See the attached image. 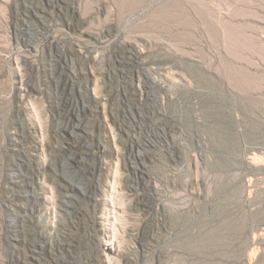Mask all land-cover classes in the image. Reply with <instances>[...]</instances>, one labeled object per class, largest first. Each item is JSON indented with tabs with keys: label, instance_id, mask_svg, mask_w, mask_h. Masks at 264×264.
<instances>
[{
	"label": "rangeland",
	"instance_id": "374dc122",
	"mask_svg": "<svg viewBox=\"0 0 264 264\" xmlns=\"http://www.w3.org/2000/svg\"><path fill=\"white\" fill-rule=\"evenodd\" d=\"M0 264H264V0H0Z\"/></svg>",
	"mask_w": 264,
	"mask_h": 264
},
{
	"label": "bare ground",
	"instance_id": "6f19581e",
	"mask_svg": "<svg viewBox=\"0 0 264 264\" xmlns=\"http://www.w3.org/2000/svg\"><path fill=\"white\" fill-rule=\"evenodd\" d=\"M250 158H254V157H250ZM256 163V162H255Z\"/></svg>",
	"mask_w": 264,
	"mask_h": 264
}]
</instances>
